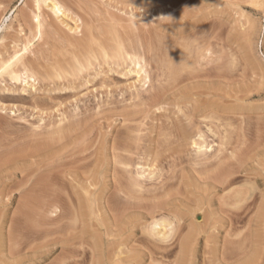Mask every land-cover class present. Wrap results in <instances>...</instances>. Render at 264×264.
<instances>
[{
	"label": "rangeland",
	"instance_id": "obj_1",
	"mask_svg": "<svg viewBox=\"0 0 264 264\" xmlns=\"http://www.w3.org/2000/svg\"><path fill=\"white\" fill-rule=\"evenodd\" d=\"M52 1L57 2L60 10L50 8ZM263 2L264 0H0V65L17 55L12 68L19 72H15L19 74L17 79L7 73L0 75V152L2 155L4 151L3 154L7 157L9 149L11 151L15 146L12 152L19 151H14L15 157L22 152L19 156L21 158L17 156L18 159L9 157V152L8 158H12L10 163L15 164L12 163L8 168L16 170L7 168L8 173L0 176L3 177L0 181L7 180L6 184L10 187L7 189V185L4 194H0V264H13L12 261L15 264L14 259L21 256L26 259L32 253L28 249H36L37 245L43 244L41 237L37 240L42 241L39 244H36L34 238H30L36 235L32 234L40 226L36 225L39 219L38 223L46 220V223H52L51 227L56 224L57 227L66 226L65 230L69 228L67 231L63 228V233L72 234L74 231L73 235L78 236L81 230L87 232L86 235L90 237L88 240L98 241L102 249L99 251L101 256L97 254L101 257L97 258L99 264H106L101 259L105 258L107 252V259L113 258L116 262L111 259L110 264H117L118 257H121L118 264H175L180 259L179 242H182L189 231L192 213L195 215L193 219L200 224L196 226L199 235L197 236L196 231L195 249L193 256L191 255L193 259L184 256L179 260L180 263L186 264L187 260L182 262V259L188 258L192 261L189 264H264V226L257 228L261 231L259 232L255 227L252 230L253 225L247 222V218L255 216L256 206L260 203L261 194H264ZM37 19L40 23L38 27ZM150 40L152 53L145 50L150 45ZM172 47L175 49L172 50ZM133 50H138L139 54L136 51L135 57L140 55L139 58H133ZM163 52L166 57H163ZM164 58L169 59L163 60ZM233 58L235 66L231 67ZM136 59L144 68L139 73L138 66L132 62L137 61ZM26 70L28 73L24 72ZM144 97L148 100H144ZM68 125H73L69 127V138L60 136V140L63 138L66 142L62 140L61 144L57 140L59 136L53 137L63 147L68 144L67 149L56 145L55 140L50 142L54 144V148L52 146L44 151L41 147L42 152L39 154L40 147L37 146L38 151L33 149L36 147L35 143L41 140L39 138L46 139L44 137H48V133L51 135L54 129L65 127L62 130H67ZM198 132L203 134V139L197 138ZM35 139L39 140L34 141ZM196 140L208 146L207 150H203L205 153L196 151L197 146L192 144ZM52 144L43 146L46 149ZM204 158L214 165H209L210 162L204 165ZM16 165L20 169L17 170ZM146 170L153 173V179L136 177V171H144L148 176ZM226 174L236 181L231 187L234 188L237 200L230 202H226L224 191H218V188H211L209 185L212 178L219 176L222 179L223 176L227 177ZM134 179L144 180L146 183L144 186H132L135 189L133 193H136L131 194L135 197L130 199L128 194L125 195L120 190L130 186L128 183ZM52 185L55 187L52 188ZM119 186L123 188L117 190ZM163 191H168V194H161ZM49 196L57 203L59 201L58 204L55 203L58 206H49L51 201L54 204ZM238 197H242V200ZM127 198L134 203L131 205L132 202L129 203ZM158 201H166L170 205L167 207L168 212L160 210L154 213V217L170 216L169 221L175 227L171 225L174 230L166 242L148 231L151 223L149 213L153 209L152 205ZM107 202L111 206L109 211L105 207ZM246 204H249V209L245 210L248 216L245 214L246 219L235 220L230 228L226 220L234 217L236 212L241 213ZM21 209L25 213L20 211L24 218L21 216L19 219L20 216L17 215H20L18 211ZM78 209L80 210L77 211ZM26 210L31 211L30 216H37V220L33 219L35 216L31 217L34 226L28 221L31 218ZM64 211L69 214L66 215ZM62 213L65 217L60 221L61 224L59 216ZM245 215L243 213L242 216ZM48 216L56 222L52 219L50 220L53 222L48 221ZM11 220L14 222L11 223ZM15 221L14 226L21 225L13 231L11 228ZM178 221L183 226L178 227ZM9 223L12 224L11 227ZM29 225L33 226L34 230L31 229V232L35 231L34 233L28 229ZM252 231L256 232L255 237L254 234L252 237L253 240L257 238L255 245L258 246L251 250L258 249V253L256 250L251 251L249 247V232ZM26 233L29 237L24 235ZM59 233L54 234L61 237L63 234ZM55 235H48L50 237L47 238H55ZM8 236H12V240ZM20 236L32 247H26L27 244H23L25 240H19ZM243 241L245 245L242 244ZM77 243L73 246L74 252L82 251V247L86 246L89 250L88 244L85 246ZM22 245L24 249H28L23 251ZM17 247L18 254H14ZM10 248L15 256L10 255ZM221 248L225 249L224 253H228L225 258ZM237 249H240L239 252ZM244 249L246 253L251 251L248 257L243 252ZM81 251L75 253V259L80 258ZM60 253L61 249L58 247L50 254L49 259L39 261L38 264H54L58 261L55 258L59 259L58 256L62 255ZM238 254L242 256V262ZM244 255L248 260H244ZM217 256H223V259ZM89 260L81 264H89Z\"/></svg>",
	"mask_w": 264,
	"mask_h": 264
},
{
	"label": "bare ground",
	"instance_id": "obj_2",
	"mask_svg": "<svg viewBox=\"0 0 264 264\" xmlns=\"http://www.w3.org/2000/svg\"><path fill=\"white\" fill-rule=\"evenodd\" d=\"M264 3V2H263ZM264 5V4H263ZM49 6H50V8L51 9H53V10H55V11H58V10H60L59 9V7H58V5H57V2H55V1H52L50 4H49ZM181 7V6H180ZM263 7V6H262ZM176 11V10H175ZM174 14H175V12H174ZM176 16V15H175ZM40 23H39V21H38V19H37V21H36V25H37V27H38V25H39ZM36 27V28H37ZM209 27V26H208ZM203 29V28H202ZM205 29H207V28H205ZM199 30V29H198ZM206 31V30H205ZM135 32V31H134ZM194 32V31H193ZM207 32V31H206ZM205 32V33H206ZM150 33V32H149ZM197 33V32H196ZM134 34V33H133ZM132 34V35H133ZM194 34V33H193ZM200 34V33H199ZM198 34V35H199ZM192 35V34H191ZM196 35V34H195ZM203 35H204V33H203ZM129 36V35H128ZM151 36H152V34H151ZM197 36V35H196ZM215 36V35H214ZM130 37V36H129ZM187 37V36H186ZM198 37V36H197ZM206 37V36H205ZM207 37H208V35H207ZM137 38V37H136ZM159 38V37H158ZM189 38V37H188ZM152 39V38H151ZM173 39V38H172ZM183 39V38H182ZM191 39V38H190ZM195 39V38H194ZM194 39H191V40H194ZM200 39H201V37H200ZM130 40V39H129ZM132 40V39H131ZM138 40V39H137ZM141 40V39H140ZM152 40H154V38L152 39ZM159 40V39H158ZM160 40H161V38H160ZM185 40V39H184ZM189 40V39H188ZM190 40V41H191ZM196 40V39H195ZM139 41V40H138ZM137 41V42H138ZM163 41V40H162ZM167 41V40H166ZM172 41V40H171ZM174 41V40H173ZM176 41V40H175ZM174 41V42H175ZM198 41H201V40H198ZM206 41V40H205ZM207 41H208V39H207ZM117 42V41H116ZM147 42V41H146ZM145 42V43H146ZM151 42V40L149 41V43ZM158 42H160V41H158ZM182 42V41H181ZM186 42H188V41H186ZM193 42V41H192ZM191 42V44H193ZM197 42V41H196ZM154 43V42H153ZM157 43V42H156ZM164 43V42H163ZM177 43V42H176ZM198 43V42H197ZM136 44V43H135ZM141 44V43H140ZM162 44V43H161ZM181 44H184V43H181ZM189 44V43H188ZM118 45H119V43L117 44V47H118ZM142 45V44H141ZM147 45V44H146ZM145 45V46H146ZM154 45V44H153ZM160 45V44H159ZM171 45V44H170ZM186 45H187V43H186ZM150 46H152L151 45V43H150V45H147V47L148 48H145V50L147 51H151L152 50V48L150 47ZM158 46V45H157ZM162 46H163V44H162ZM175 46H176V44H175ZM122 47V46H121ZM137 47V46H136ZM135 47V48H136ZM140 47V46H139ZM159 47H161V46H159ZM165 47V46H164ZM169 47V46H168ZM180 47V46H179ZM178 47V48H179ZM181 47H182V45H181ZM116 48V47H115ZM114 48V49H115ZM133 48V47H132ZM138 48V47H137ZM141 48V47H140ZM154 48V47H153ZM166 48V47H165ZM184 48V47H183ZM188 48V47H187ZM123 49V48H122ZM173 49H175V48H173L172 47V50ZM104 50V49H103ZM116 50V49H115ZM140 51H141V49H139ZM155 50V49H154ZM158 50V49H157ZM176 50H178L177 48H176ZM181 50V49H180ZM186 50V49H185ZM189 50H190V48H189ZM106 51V50H105ZM120 51H121V49H120ZM134 51V50H133ZM132 51V52H133ZM137 52H138V50H136ZM136 51H134V55H132L133 56V58L135 57V54H136ZM163 51V50H162ZM168 51V50H167ZM188 51V50H187ZM121 52H123V51H121ZM125 52V51H124ZM161 52V51H160ZM118 53V52H117ZM120 53V52H119ZM119 53H118V55H119ZM142 53V52H141ZM150 53H152V52H150ZM177 53V52H176ZM181 53V52H180ZM189 53V52H188ZM103 54H104V52H103ZM108 54V53H107ZM138 54H139V52H138ZM163 54H165L164 52L162 53V55ZM175 54V53H174ZM120 55H121V53H120ZM152 55V54H151ZM150 55V56H151ZM160 55V54H159ZM167 55V54H166ZM106 56V54H104V57ZM131 56V55H130ZM131 56V57H132ZM138 55H136V57L135 58H139L140 57V55L137 57ZM170 56H172V55H170ZM169 56V57H170ZM174 56V55H173ZM179 56V55H178ZM187 56V55H186ZM17 55H14V59H10L9 61H7V62H5V63H3L2 65H0V75L2 74V73H7V75L9 74V75H11V77L13 78V79H17L18 78V75L19 74H16L15 72H18V71H16V70H14V68H12V65L14 64L13 63V61L14 60H16L17 59ZM130 57V58H131ZM157 57H159V56H157ZM163 57H166V56H164L163 55ZM183 57H184V55H183ZM143 58V57H142ZM148 58V57H147ZM156 58V57H155ZM173 58V57H172ZM171 58V59H172ZM177 58V57H176ZM132 59V58H131ZM151 59H153V58H151ZM158 59V58H157ZM166 59H169V58H164L163 60H166ZM137 61H132L133 63L135 62V66H138V73L142 70L143 71V67H142V65H141V63H139V60L138 59H136ZM183 60V59H182ZM158 61V60H157ZM171 61V60H170ZM172 61H175V60H173L172 59ZM180 61V60H179ZM146 62V61H145ZM150 63L152 62L151 60L149 61ZM164 62V61H163ZM168 62V61H167ZM182 62V61H181ZM13 63V64H12ZM153 63V62H152ZM156 63V62H155ZM161 63V62H160ZM80 65H79V67L81 66L82 67V65H81V63H79ZM169 64V63H168ZM176 64V63H175ZM15 65V64H14ZM13 65V66H14ZM162 65V64H161ZM160 65V66H161ZM165 65V64H164ZM171 65V64H170ZM173 65V64H172ZM177 65V64H176ZM176 65H175V67H176ZM167 66V65H166ZM177 66H179V65H177ZM181 66H183V65H181ZM80 67V68H81ZM174 67V66H173ZM80 68H77V69H80ZM170 67L168 66V70H170L169 69ZM174 69H176V68H174ZM18 70V69H17ZM20 71H21V69H19ZM178 71V70H177ZM24 72H27L28 73V71L26 70V71H24ZM23 72V73H24ZM167 72V71H166ZM165 72V73H166ZM169 72V71H168ZM183 72H184V69H183ZM19 73V72H18ZM173 73V72H172ZM172 73H170L171 75H172ZM174 74H176V73H174ZM223 74V73H222ZM4 75V74H3ZM29 75V74H28ZM31 76H33V75H31ZM58 76V75H57ZM166 76V75H165ZM174 76V75H173ZM176 76V75H175ZM181 76V75H180ZM221 76V75H220ZM166 78H168V77H166ZM171 78V77H170ZM173 78H177V77H173ZM178 78H180V77H178ZM145 79V78H144ZM146 80H147V78H146ZM173 81H175V80H173ZM166 84V83H165ZM164 84V85H165ZM168 86V85H167ZM165 88V87H164ZM158 89V88H157ZM161 90H163V89H161ZM165 90V89H164ZM167 90V89H166ZM153 95H155V94H153ZM152 95V96H153ZM159 95V94H158ZM163 95V94H162ZM151 96V95H150ZM148 98H149V96H148ZM144 100L146 99L145 97L143 98ZM142 99V100H143ZM150 99V98H149ZM141 100V99H140ZM146 100H148V99H146ZM228 117V116H227ZM224 119V118H223ZM232 119V118H231ZM219 120V119H218ZM222 120V119H221ZM228 120V119H227ZM219 123V122H218ZM198 124V123H197ZM70 125V124H69ZM67 126L68 128L69 127H73V125L72 126ZM219 126H220V124H219ZM61 127V126H60ZM75 127V126H74ZM223 127V126H222ZM65 127H61L60 129H54L53 131H52V133H50L51 135H49V133H48V137L46 136V137H44V138H46V139H43L42 140V138H39V139H41V140H39V139H35L34 141H38V142H36L35 143V146L36 147H34L33 149H35V151H36V149L38 148V147H40V152H38V154L39 153H41L42 152V150H41V147H42V149L45 151V150H48L49 148L51 149V147L53 146V148H54V144H52V143H50L51 141H54L55 140V144L57 145V144H59V143H57V141H56V139H53V137L55 136L56 138L58 137V139L57 140H60V136L61 137H63V138H67L68 137V134H69V130H71V128H69V129H65L64 131H65V134H64V131L62 130V129H64ZM196 128H198V126L196 127ZM199 129V128H198ZM204 129V128H203ZM200 130V129H199ZM225 130V129H224ZM3 131V130H2ZM68 131V132H67ZM76 131V130H75ZM191 131H192V129H191ZM195 131V130H194ZM4 132V131H3ZM7 132V131H6ZM193 132V131H192ZM85 133V132H84ZM195 133V132H194ZM202 133V132H201ZM67 134V136H65L64 137V135H66ZM197 134V133H196ZM81 135H82V133H81ZM192 135V134H191ZM195 135V134H194ZM222 136H223V134H221ZM1 136V135H0ZM197 136V138H200V139H203L202 138V136H203V134L201 135L199 132H198V135H196ZM195 136V137H196ZM4 137V136H3ZM75 137V136H74ZM218 137V136H217ZM225 137V136H224ZM12 138V137H11ZM11 138H8V139H11ZM63 138H62V140H63ZM69 138V137H68ZM76 138V137H75ZM81 138H82V136H81ZM193 138V137H192ZM80 139V138H79ZM83 139V138H82ZM125 139V138H124ZM226 139V138H225ZM1 140V139H0ZM4 139H2V141H3ZM62 140H60V143H61V141ZM72 140V139H71ZM70 140V141H71ZM84 140V139H83ZM192 140V139H191ZM1 141V142H2ZM64 141V140H63ZM67 141H69V140H67ZM118 141V140H117ZM198 141V142H197ZM7 142V141H6ZM59 142V141H58ZM64 142H66V141H64ZM64 142H63V144H64ZM76 142H77V139H76ZM128 142V141H127ZM227 142V141H226ZM4 143V142H3ZM68 143H70V142H68ZM74 143V142H73ZM8 144V143H7ZM25 144H26V142H25ZM24 144V145H25ZM29 144V143H28ZM47 144H52V145H50V146H47L48 148H44L45 146H43V145H47ZM62 144V143H61ZM61 144H59L60 145V147H63V146H61ZM192 144H194L195 145V147H196V151L197 152H203V150L205 151V150H207V148H208V146H206V145H204L202 142H199V140H196V141H193V143ZM191 144V145H192ZM221 144V143H220ZM2 145V144H1ZM1 145H0V149H1ZM34 145V144H33ZM68 145V144H67ZM67 145H65L64 144V146L66 147V149H67V147H69V145L67 146ZM79 145V144H78ZM117 145V144H116ZM116 145H113V146H116ZM122 145V144H121ZM123 145H126L127 146V144H123ZM130 145V144H129ZM208 145V144H207ZM224 145V144H223ZM6 146V145H5ZM19 146V145H18ZM26 146V145H25ZM32 146V145H31ZM38 146V147H37ZM118 146V145H117ZM225 146H227V145H225ZM16 147V146H15ZM15 147H12V148H15ZM65 147H63L62 149H64ZM72 147V146H71ZM122 147V146H121ZM194 147V146H193ZM7 148V147H6ZM11 148V151H10V149H9V152H10V154H9V152H8V154H9V157H12V158H14V159H16L17 158V156L19 157V156H21V154H22V152L20 153V155H18L17 154V156L15 157L14 155H16V154H14L15 152L14 151H18V150H14L13 152H12V149ZM32 148V147H31ZM52 148V149H53ZM57 149H58V147H56ZM119 148V147H118ZM118 148H116V149H118ZM129 148V147H128ZM204 148V149H203ZM60 149V148H59ZM61 149V150H62ZM82 149V148H81ZM112 149H114V147H112ZM115 149V150H116ZM119 149H121V148H119ZM118 149V150H119ZM215 149V148H214ZM32 150V149H31ZM65 150V149H64ZM76 150H78V149H76ZM83 150V149H82ZM114 150V151H115ZM117 150V151H118ZM122 150H123V148H122ZM129 150V149H128ZM131 150V149H130ZM6 151V150H5ZM8 151V150H7ZM6 151V152H7ZM28 151V150H27ZM37 151H38V149H37ZM43 151V152H44ZM220 151V150H219ZM222 151H223V149H222ZM3 153H4V151H2ZM5 152V153H6ZM19 152V151H18ZM17 152V153H18ZM25 152V151H24ZM33 152V151H32ZM119 152V151H118ZM125 152H126V150H125ZM178 152V151H177ZM201 152V153H202ZM216 153L218 152V151H215ZM2 153V155H4ZM11 153L13 154V155H11ZM26 153V152H25ZM34 154H37V153H35V152H33ZM56 153H59V152H56ZM74 153V152H73ZM117 153V152H116ZM120 153V152H119ZM131 153V152H130ZM203 153H205V152H203ZM213 153V152H212ZM8 154H7V157H5V155L3 156V157H1L2 155H1V152H0V176L1 175H3V174H5L6 172H7V170L10 168V170H12L13 168L12 167H9L8 168V166H11V165H13L12 163H14L15 164V162H12V163H10V159H12V158H8ZM122 154V153H121ZM166 154V153H165ZM168 154V153H167ZM199 154V153H198ZM234 154V153H233ZM11 155V156H10ZM25 155V154H24ZM24 155H22V156H24ZM129 154H127V156H128ZM179 155V154H178ZM202 155V154H201ZM225 155V154H224ZM223 155V156H224ZM115 156H117V154L115 155ZM123 156V155H122ZM154 156H156V154L154 155ZM221 156V155H220ZM226 156V155H225ZM166 157V156H165ZM180 157V156H179ZM196 157V156H195ZM198 157H201V156H198ZM217 157V156H216ZM231 157H233V156H231ZM19 158H21V157H19ZM116 158V157H115ZM118 158V157H117ZM131 158V157H130ZM156 158V157H155ZM154 158V160H157V159H155ZM197 158V157H196ZM207 158V157H206ZM206 158H204L205 160H206ZM226 158V157H225ZM227 158H229V157H227ZM234 158V157H233ZM14 159H13V161H14ZM18 159V158H17ZM124 159V158H123ZM159 159V158H158ZM177 159V158H176ZM211 159V158H210ZM125 160V159H124ZM129 160V159H128ZM127 160V161H128ZM181 160V159H180ZM219 160V159H218ZM230 160V159H229ZM15 161H17V160H15ZM19 161V160H18ZM79 161V160H78ZM119 161V160H118ZM117 161V162H118ZM126 161V160H125ZM125 161H124V163L123 164H125L126 165V163H125ZM191 161V160H190ZM201 161V160H200ZM203 161V160H202ZM208 161H209V159H208ZM221 161V160H220ZM20 162V161H19ZM116 162V163H117ZM154 162V161H153ZM210 162V164L209 165H211V164H213L214 165V163H211V161H209ZM209 162H207V160H206V163H203L204 165H207ZM231 162V161H230ZM10 163V164H9ZM71 163V162H70ZM129 163V162H128ZM137 163V162H136ZM158 163V162H157ZM197 163V162H196ZM202 163V162H201ZM78 164V163H77ZM179 164V163H178ZM223 164H224V162H223ZM228 164V163H227ZM230 164V163H229ZM18 165V164H17ZM16 165V166H17ZM70 165V164H69ZM128 165V164H127ZM126 165V166H127ZM137 165V164H136ZM145 165V164H144ZM153 165V164H152ZM156 165V164H155ZM176 165V164H175ZM180 165V164H179ZM199 165V164H198ZM203 165V166H204ZM218 165H219V163H218ZM222 165V164H221ZM16 166H13V167H16ZM78 166V165H77ZM146 166V165H145ZM71 167V166H70ZM73 167V166H72ZM135 167V166H134ZM141 167H143V166H141ZM151 167V166H150ZM210 167V166H209ZM229 167V166H228ZM8 168V169H7ZM12 168V169H11ZM17 168V170L18 169H20L19 168V166H17L16 167ZM154 168V167H153ZM152 168V169H153ZM234 168V167H233ZM126 169V168H125ZM137 169V168H136ZM140 169V168H139ZM151 169V170H152ZM202 169V168H201ZM210 169V168H209ZM13 170H16L15 168L13 169ZM30 170V169H29ZM52 170V169H51ZM77 170H79V169H77ZM83 170V169H82ZM124 170V169H123ZM122 170V171H123ZM129 170V169H128ZM135 170V169H134ZM142 170V169H141ZM145 170V169H144ZM155 171H156V169H154ZM153 170V171H154ZM215 170H216V168H215ZM225 170V169H224ZM9 171V170H8ZM20 171V170H19ZM146 171H148V170H146ZM201 171V170H200ZM204 171V170H203ZM209 171V170H208ZM234 171H235V169H234ZM50 172V171H49ZM149 172V171H148ZM147 172V174H148V176L147 175H145V173H144V171H136V177L138 176V177H142V178H144L143 176H145V178L147 177V179L148 178H150L151 177V174H153L152 172H149L148 173ZM8 173V172H7ZM53 173V172H52ZM133 173V172H132ZM157 173V172H156ZM211 173V172H210ZM11 174V173H10ZM49 174V173H48ZM134 175H135V173H133ZM212 174V173H211ZM7 175V174H6ZM47 175V174H46ZM155 175V174H154ZM161 175V174H160ZM173 175V174H172ZM197 175V174H196ZM214 175V174H213ZM223 175H225V174H223ZM227 175V177L225 176V178H224V176L223 177H221L222 179H219V176H218V178H217V176L215 177V178H217V179H215V178H212V181H211V183L209 184L210 185V187L211 188H218V191H224V198H225V200H226V202H230L231 200H234V199H236V197H237V195H235V193H234V191H233V189H232V185H233V183L234 182H236V181H234V179H232V177L231 178H228V174H226ZM48 176V175H47ZM50 176V175H49ZM56 176H58V175H56ZM158 176V175H157ZM156 176V177H157ZM215 176V175H214ZM236 176V175H235ZM8 178H9V176H7ZM127 177V176H126ZM237 177V176H236ZM247 177V176H246ZM254 177V176H253ZM257 177V176H256ZM1 179L3 178V177H0ZM55 178V177H54ZM58 178H59V176H58ZM152 179L154 178V177H151ZM150 178V179H151ZM159 178V177H158ZM168 178V177H167ZM211 177H209V179H210ZM224 178V179H223ZM48 179V178H47ZM127 179V178H126ZM149 179V180H150ZM156 179V178H155ZM164 179V178H163ZM170 179V178H169ZM213 179H215V180H213ZM239 179V178H238ZM4 180V179H3ZM0 181V194L7 188V185L8 184H6V181L4 180V181ZM44 180H46V178L44 179ZM53 180V179H52ZM138 179H134L133 181H131L130 180V184L128 183V185H130V186H127L126 188L124 187H122L123 188V190H120L121 192H123L124 191V194L125 195H127L128 194V197L131 199V198H134L135 196H133L136 192H134L133 193V191H135V189H133V187L132 186H137V185H143L144 186V184L146 183V181H144V180H141V181H137ZM164 180H166V178L164 179ZM179 180V179H178ZM207 180V179H206ZM43 181V180H42ZM41 181V182H42ZM151 181V180H150ZM160 181H162V180H160ZM160 181H159V183H160ZM167 181V180H166ZM180 181V180H179ZM205 181V180H204ZM241 181V180H240ZM37 182V181H36ZM40 182V181H39ZM116 182V181H115ZM131 182H132V184H131ZM147 182H149L148 180H147ZM171 182V181H170ZM176 182V181H175ZM238 182V181H237ZM45 183V182H44ZM54 183V182H53ZM127 183L125 184V186L127 185ZM182 183V182H181ZM148 184V183H147ZM155 184V183H154ZM43 185V184H42ZM65 184H63V186H64ZM121 185V184H120ZM160 185V184H159ZM178 185V184H177ZM30 186V185H29ZM33 186V185H32ZM35 186V185H34ZM83 186V185H82ZM176 186V185H175ZM8 187H9V185H8ZM38 187V186H37ZM45 187V186H44ZM48 187H50V186H48ZM55 186H53L52 185V188H54ZM120 186H119V188L117 189V190H119L120 188H121ZM170 187V186H169ZM236 187V186H235ZM239 187H241V186H239ZM29 188V187H28ZM58 188V187H57ZM62 188V187H61ZM60 188V189H61ZM70 188V187H69ZM144 188V187H143ZM173 188V187H172ZM7 189H10V187L9 188H7ZM40 189V188H39ZM44 189V188H43ZM56 189V188H55ZM125 189V190H124ZM126 189H127V191H126ZM145 189V188H144ZM160 189V188H159ZM169 189V188H168ZM167 189V190H168ZM171 189V188H170ZM175 189H177L176 187H175ZM155 190V189H154ZM31 191H32V189H31ZM35 191V190H34ZM49 191V190H48ZM47 191V192H48ZM51 191H52V189H51ZM61 191H63V189L61 190ZM89 191V190H88ZM87 191V192H88ZM149 191V190H148ZM181 191V190H180ZM180 191H179V193H180ZM9 192H10V190H9ZM25 192H27V191H25ZM29 192H30V190H29ZM54 192V191H53ZM126 192V193H125ZM151 192H152V190H151ZM170 192V191H169ZM6 193H8V190H7V192ZM5 193V194H6ZM63 193H64V191H63ZM130 193V194H129ZM150 193V192H149ZM148 193V194H149ZM204 193V192H203ZM243 193V192H242ZM3 194H4V192H3ZM35 194V193H34ZM65 194V193H64ZM67 194V193H66ZM85 194V193H84ZM122 194V193H121ZM131 194H133V195H131ZM144 194H146L145 192H144ZM161 194H163V195H166V194H168V191H163ZM183 194V193H182ZM241 194V193H240ZM33 195V194H32ZM31 195V196H32ZM37 195V194H36ZM50 195H51V193H50ZM86 195V194H85ZM42 196V195H41ZM44 196H46V195H44ZM140 196V195H139ZM139 196H137V198L139 197ZM152 196V195H151ZM156 196V195H155ZM169 196V195H168ZM186 196V195H185ZM223 196V195H222ZM244 196H245V194H244ZM50 197V196H49ZM52 197H54L55 198V195H53ZM57 197V196H56ZM59 197H60V195H59ZM67 197V196H66ZM157 197H158V195H157ZM29 198H31V197H29ZM35 198H37V197H35ZM34 198V199H35ZM51 198V197H50ZM63 198V197H62ZM121 198V197H120ZM124 198V197H123ZM129 198H127V199H129ZM143 198V197H142ZM147 198V197H146ZM164 198V197H163ZM240 200H242L240 197H238ZM22 199V198H21ZM33 199V200H34ZM52 199V198H51ZM85 199V198H84ZM88 199V198H87ZM129 199V203L130 202H132L131 200ZM140 199V198H139ZM167 199V198H166ZM179 199V198H178ZM254 199H255V197H254ZM29 200V199H28ZM36 200V199H35ZM53 200V202H54V204H52V201L51 202H49V203H51V204H49V206L50 205H57L58 203H59V201H58V203H57V201H54V199H52ZM63 200V199H62ZM109 200V199H108ZM142 200V199H141ZM153 200V199H152ZM180 200V199H179ZM221 200V199H220ZM237 200V199H236ZM256 200V199H255ZM27 201V200H26ZM36 201H38V200H36ZM43 201V200H42ZM74 201V200H73ZM115 201V200H114ZM116 201H119V199L118 200H116ZM115 201V202H116ZM125 201V200H124ZM148 201V200H147ZM239 201V200H238ZM21 202V201H20ZM29 202V201H28ZM28 202H27V205H28ZM61 202V201H60ZM64 202V201H63ZM126 202V201H125ZM145 202V201H144ZM256 202V201H255ZM259 202L260 203H258V205L256 206L257 207V209H256V212H255V216L252 218V217H249V218H247L248 220H247V222H249V224H251V226L253 225V229L252 230H254V227H255V230H258L257 228H262L263 226H264V194H261V199L259 200ZM26 202L24 201L23 202V204H24V206H26V204H25ZM33 203V202H32ZM55 203H57V204H55ZM86 203V202H85ZM117 203V202H116ZM127 203V202H126ZM134 202H132L131 203V205L133 204ZM138 203V202H137ZM152 203V202H151ZM179 203V202H178ZM202 203V202H201ZM221 203V202H220ZM38 204H40V203H38ZM45 204H46V202H45ZM65 204V203H64ZM68 204V203H67ZM109 204H110V202H109ZM108 204V202L106 203V205H105V207H106V209H107V211H109V210H111V206ZM135 204H136V202H135ZM140 204H142V203H140ZM147 204V203H146ZM153 204V203H152ZM251 204H254L253 202L251 203ZM250 204V205H251ZM35 205V204H34ZM33 205V206H34ZM48 204H46V206H47ZM66 205V204H65ZM69 205V204H68ZM137 205V207H138V204H136ZM151 205V204H150ZM170 204L169 203H167L166 201H158V202H156V203H154L152 206H153V209L150 211V218H151V223H150V225H149V227L150 228H148L149 230L148 231H150V233L152 234V236L154 235H156L155 237H159L160 239H161V241L162 240H164L163 242H166V240H168L169 241V239L168 238H170L171 237V231L172 230H174L173 228H175L174 226H173V224H171L172 222H170L169 221V217H166V215L165 216H162V217H158V218H155L154 216V213L155 212H158V211H160V210H162V211H166L167 209H169V208H167L168 206H169ZM222 205V204H221ZM30 206V205H29ZM37 206V205H36ZM39 206V205H38ZM45 206V207H46ZM58 206V205H57ZM79 206V205H78ZM87 206V205H86ZM116 206V205H115ZM114 206V207H115ZM43 207V206H42ZM52 207V206H51ZM54 207V206H53ZM70 207V206H69ZM79 207H81L82 208V206H79ZM113 207V206H112ZM113 207V208H114ZM149 207H151V206H149ZM176 207V206H175ZM249 207V204H246L245 206H244V209L242 210V212L244 213V215L245 214H247V216H248V213H246L245 212V210L247 209ZM255 207V206H254ZM22 209H23V207H21ZM24 208H26L27 209V207H24ZM31 208V207H30ZM55 208V207H54ZM57 208V207H56ZM68 208V207H67ZM72 208V207H71ZM145 208H146V206H145ZM178 208V207H177ZM195 208V207H194ZM22 209L21 210H19L18 211V213H20V211H22ZM32 209V208H31ZM43 209H44V207H43ZM62 209V208H61ZM66 209V208H65ZM87 209V208H86ZM151 209V208H150ZM198 209V208H197ZM196 209V210H197ZM225 209V208H224ZM230 209V208H229ZM234 209V208H233ZM249 209V208H248ZM24 210V209H23ZM80 209H78L77 211H79ZM116 210V209H115ZM118 210V209H117ZM149 210V209H148ZM27 211V210H26ZM35 211V210H34ZM39 211V210H38ZM41 211H43V210H41ZM171 211V210H170ZM198 211V210H197ZM201 211V210H200ZM226 211V210H225ZM247 211V210H246ZM23 213H25L24 211H22ZM31 211L29 210V211H27L26 213H27V215H28V213H30ZM37 212V211H36ZM40 212V211H39ZM50 212H52V208H51V211ZM54 212V211H53ZM65 212V211H64ZM67 212V211H66ZM65 212V213H66ZM72 212V211H71ZM75 212V211H74ZM73 212V213H74ZM116 212V211H115ZM115 212H114V214H115ZM166 212H168V210L166 211ZM237 213L236 212V215H234V217H229V219H227L226 221H227V223L229 224V226H230V228H231V225L233 226V223H234V221L235 220H237V221H239L240 219H243V218H245L246 219V215L245 216H242L243 215V213ZM17 213V214H18ZM46 213H47V211H46ZM111 213V212H110ZM113 213V212H112ZM232 213V212H231ZM252 214H253V212H251ZM16 214V215H17ZM22 213H20V215L18 214L17 216L19 217L20 216V218L19 219H21L22 217H23V214L21 215ZM34 214V213H33ZM40 214V213H39ZM55 214V212L52 214V215H54ZM63 214L64 213H62V214H60L61 216H59V218L61 217V219L62 218H64L65 217V215L63 216ZM67 214H69V213H66V215ZM75 214V213H74ZM83 214V213H82ZM162 214V213H161ZM161 214H160V216H161ZM164 214V213H163ZM168 214V213H167ZM170 214V213H169ZM206 214H208V213H206ZM234 214V213H233ZM24 215H26V214H24ZM25 216V218H28V216ZM30 215H32L31 213L29 214V218H33L34 216H35V218L37 217L36 215H33V216H30ZM47 215V214H46ZM51 215V217L53 218L54 216H52ZM59 214H57V216H58ZM73 215V214H72ZM76 215H77V213H76ZM75 215V216H76ZM16 216V217H17ZM22 216V217H21ZM44 216V215H43ZM56 216V215H55ZM63 216V217H62ZM74 215H73V217H75ZM178 216V215H177ZM176 216V217H177ZM192 216H193V218H194V214L192 213ZM208 216V215H207ZM207 216H205V217H207ZM228 216H230V215H228ZM41 217V216H40ZM39 217V218H40ZM50 216H48V218H49ZM47 218L48 219V221H51L50 219H52V218ZM77 217V216H76ZM113 217V216H112ZM12 218V217H11ZM10 218V219H11ZM15 218V217H14ZM13 218V219H14ZM24 218V217H23ZM28 218V219H29ZM32 218L30 219V220H28L29 222H30V224H33V226H34V221H32V223H31V220H32ZM35 218H33L34 220H37V218L35 219ZM45 218V219H46ZM55 219H56V217H54ZM58 218V217H57ZM58 218V219H59ZM191 219V222H190V224H189V231H188V233H187V235L185 236V237H183V240H182V242H179V248H180V254L181 255H179V258L181 259L182 257H190V259L192 258L193 259V255H192V252H193V250L195 249V246H194V243H195V241H196V238H195V235H196V231H198V229H197V224H199L198 223V221L196 222L195 221V219ZM15 219H18V218H15ZM42 219V218H41ZM59 219V222L60 221H63L64 219ZM66 219H67V217H66ZM66 219H65V221H66ZM83 219V218H82ZM175 219V217H173V221H175L174 220ZM182 218L180 217L179 218V220H181ZM207 219V218H206ZM209 219V218H208ZM40 220V219H39ZM39 220H37L36 221V225L37 226H42V224H45L46 223V220H45V222L43 223H41V222H39V223H41V224H39L38 223V221ZM54 222H56L54 219H52ZM71 220H72V218H71ZM18 221V220H17ZM21 221V220H20ZM24 221H25V219H24ZM24 221H21V222H24ZM41 221H44L43 219L41 220ZM53 221H51V222H53ZM128 221H129V219H128ZM130 221H131V219H130ZM177 221V220H176ZM184 221V220H183ZM209 221V220H208ZM212 221V220H211ZM242 221V220H241ZM246 221V220H245ZM12 222H14V220L12 221L11 220V223ZM20 222V223H21ZM26 222H27V219H26ZM29 222H27V223H29ZM57 222H58V220H57ZM69 222V221H68ZM236 222V221H235ZM11 223H9L10 224V227H11ZM18 223H19V221H18ZM17 223V224H18ZM61 223V222H60ZM65 223V222H64ZM226 223V222H225ZM16 224V221H15V223H13V226ZM46 224H48L47 226H46ZM45 225H43V228L44 229H46L45 227H50L48 230L46 229V230H44V231H41L40 229H42L43 230V228L41 227L40 228V226L38 227V229H35V230H37L36 232L35 231H32L34 234H32L34 237H30V238H34V240L36 241V244H39V242H42V241H40L39 240V242L37 241L38 239H40V237H41V239L43 240V244L41 243V244H39V245H37L36 246V249H38V250H36L35 248V250L33 249V247H32V245L30 246V244H29V246H28V242L26 243V240H25V236H27L28 234V232H29V230H28V232H27V230L25 231V232H27L26 234H24V235H22V236H24V237H22V236H20L21 238H19V240L20 239H24L25 241L23 242V244H27V245H25L26 247H29V248H31L32 247V249H28V248H23L24 246L22 245V248L21 249H23V251L24 250H27L28 249V251H30V252H32V253H30L29 255H27L26 257V259H25V257H23V256H21V257H19V258H16V259H14V261L16 262L15 264H18V262H24L25 264H38V262L40 261H42V260H47V259H49L50 257V254L52 253V252H54V250H56L58 247H59V249H61V253H62V255L60 256H58L59 257V259L58 258H55V260L57 259L58 261H56L57 262V264H76V262H78V264H79V262H80V264H81V262H86L88 259H90L89 261H90V263L89 264H96V263H98L99 264V262L100 261H98L99 259H97V258H101V257H99V256H101L99 253H101V252H99V251H101L102 249H101V247H100V245L97 243L98 241H94V242H91V241H89L88 239H90V237H88L87 235H86V233L87 232H83L82 230H81V234L80 235H78L77 236V234L76 235H73L74 233V231L72 232V234L71 233H69V232H67V233H63V231L65 230V228H66V226H65V228H64V230H63V228L62 227H60V226H58L57 227V225L56 224H54L53 225V227L56 225V228L54 227H51L50 226V224H52V223H46ZM62 224V223H61ZM60 224V225H61ZM67 224V223H66ZM215 224V223H214ZM214 224H213V228H214ZM217 224V223H216ZM245 224H246V222H245ZM248 224V223H247ZM21 225V224H20ZM20 225H18V226H14V227H12L11 229L14 231L15 230V228L16 227H19ZM28 225V224H27ZM36 225H35V228H36ZM59 225V224H58ZM70 225H72L71 223H70ZM70 225H68L69 227H71ZM165 225V226H164ZM171 225H172V227H171ZM182 224H181V222L180 221H178L177 222V226L178 227H180ZM200 225V224H199ZM208 225V224H207ZM236 225H239V224H236ZM33 226L31 227V225H29V228L28 229H30V232H31V229L32 230H34V228H33ZM63 226V225H62ZM76 226V225H75ZM183 226V225H182ZM197 226V227H196ZM211 226V225H210ZM251 226H249V227H251ZM262 226V227H261ZM25 227V226H24ZM31 227V228H30ZM168 228V230H167V228ZM201 227V226H200ZM40 228V229H39ZM239 228V227H238ZM18 229V228H17ZM22 229V228H21ZM69 229V228H68ZM67 229V230H68ZM73 229V228H72ZM209 229V228H208ZM263 229H264V227H263ZM262 229V230H263ZM67 230H65V231H67ZM76 230V229H75ZM10 231V230H9ZM89 231V230H88ZM169 231V232H168ZM201 231V230H200ZM250 231V230H249ZM259 232H261L260 230H258ZM16 232V231H15ZM22 232V231H21ZM25 232H23V233H25ZM30 232H29V234H30ZM31 232V233H32ZM58 232H60V233H62L63 235L61 236V237H57V235H55L56 233H58ZM83 232V233H82ZM202 232V231H201ZM247 232V231H246ZM11 233V232H10ZM14 233V232H13ZM55 233V234H54ZM59 233V235H61ZM199 233V231L197 232V236L199 235L198 234ZM256 233V232H255ZM255 233H254V231H252V232H249V235H251L250 237H251V239H249V241H250V250L251 249H253L255 246H258V244L257 245H255L256 244V240H257V238H256V240H253V234H254V237H255ZM52 234H54L56 237L55 238H53L54 237V235H52ZM94 234V233H93ZM236 234V233H235ZM12 235V234H11ZM31 235V234H30ZM48 235H51V236H53L52 237V239L50 238V239H48L50 236H48ZM240 235V234H239ZM248 234H247V237L249 236ZM46 236V237H45ZM196 236V237H197ZM261 236H262V234H261ZM9 237V236H8ZM18 237V236H17ZM27 237H29V236H27ZM48 237V238H47ZM172 237H173V235H172ZM246 237V236H245ZM249 237V238H250ZM260 237V236H259ZM10 238V237H9ZM11 238H12V236H11ZM10 238V239H11ZM206 238V237H205ZM264 238V237H263ZM27 239V238H26ZM29 239V238H28ZM27 239V240H28ZM32 239H29V241L30 240H32ZM46 239H48V240H46ZM147 239V238H146ZM159 239V240H160ZM174 239V238H173ZM225 239V238H224ZM255 239V238H254ZM12 240V239H11ZM11 240H10V242H11ZM15 240V239H14ZM33 240V241H34ZM46 240V242H44ZM94 240V239H93ZM176 240V239H175ZM206 240V239H205ZM253 240V241H252ZM17 241H18V239H17ZM16 241V243H18ZM23 241V240H22ZM33 241H31V243H33ZM100 241V240H99ZM144 241V240H143ZM171 241V240H170ZM173 241V240H172ZM207 241V240H206ZM241 240H239V242H240ZM245 241V240H244ZM244 241H243V245H245L244 244ZM249 241H248V245H249ZM38 242V243H37ZM75 242H78V243H80V244H85V246H86V244H88V247H89V250L88 249H86V247H82V251L81 250H79V251H81L80 253L81 254H79V256H80V258L79 259H75V253L76 252H79L78 250H76V252H74L75 250H74V248H73V246H74V244H75ZM91 242V243H90ZM151 242V241H150ZM228 242H230L229 240H228ZM233 242V241H232ZM242 242V241H241ZM259 242V241H258ZM14 243V242H13ZM35 243V242H34ZM77 243V244H78ZM101 243V242H100ZM146 243V242H145ZM162 243V242H161ZM168 243V242H167ZM166 243V244H167ZM231 243V242H230ZM229 243V244H230ZM234 243V245H236L235 244V242H233ZM232 243V244H233ZM15 244V243H14ZM197 244V243H196ZM204 244V243H203ZM260 244V243H259ZM16 245V244H15ZM15 245H14V248L13 249H15L16 247H15ZM20 245H21V241H19V244H18V247H20ZM35 245V244H34ZM81 245V246H82ZM233 245V246H234ZM240 245V244H239ZM242 245V246H243ZM261 245V244H260ZM262 245H264V244H262ZM261 245V246H262ZM12 246V245H11ZM10 246V247H11ZM17 246V245H16ZM80 246V247H81ZM204 246H206V245H204ZM208 246V245H207ZM225 246V245H224ZM237 246H238V243H237ZM242 246H240L239 248H241ZM17 247V252L16 251H14V252H16V253H14V254H18V248ZM147 247V246H146ZM161 247V246H160ZM235 247V246H234ZM248 247V246H247ZM149 248V247H148ZM165 248H166V246H165ZM174 248V247H173ZM208 248V247H207ZM223 248V247H222ZM222 248L220 249L222 252L225 250V249H223L222 250ZM224 248H226V246L224 247ZM246 248V247H245ZM39 249H42V250H40L39 251ZM98 249H100V250H98ZM108 249V248H107ZM110 249V248H109ZM113 249V248H112ZM120 249V248H119ZM154 249V248H153ZM162 249V248H161ZM164 249V248H163ZM227 249V248H226ZM233 249H235V248H233ZM233 249H231V250H233ZM242 249V248H241ZM264 249V248H263ZM33 250V251H32ZM238 250V249H237ZM237 250H236V253H237ZM240 250V249H239ZM239 250H238V252H239ZM254 250H256V249H254ZM254 250H251V251H253L254 252ZM258 250V249H257ZM256 250V251H257ZM262 250V249H261ZM11 253H10V255H13V256H15L14 254H13V251L11 250V248H10V250H9ZM8 251V252H9ZM107 251V250H106ZM117 251V250H116ZM115 251V252H116ZM174 251V250H173ZM210 251V250H209ZM217 251V250H216ZM247 251H248V248H247ZM251 251H250V253H251ZM20 252H22V250L20 251ZM122 252V251H121ZM172 252V251H171ZM205 252V251H204ZM214 252V251H213ZM221 252V253H222ZM232 252H234V251H231V253ZM243 252H245V255L247 254V256L246 257H248V254H250V253H246V250L244 249L243 250ZM60 253V254H61ZM110 253V252H109ZM151 253H153V252H151ZM175 253V252H174ZM214 253H217V252H214ZM220 253V254H221ZM224 253V252H223ZM230 253V252H229ZM235 253V252H234ZM233 253V254H234ZM241 254H242V252H240ZM257 253H258V251H257ZM97 254H99V256H97ZM112 254V253H111ZM110 254V255H111ZM162 254V253H161ZM171 254V253H170ZM218 254V253H217ZM219 254V255H220ZM225 254H228V253H224V257L223 258H225L226 257V255ZM9 255V256H10ZM23 255V254H22ZM78 255V254H77ZM76 255V256H77ZM108 255V252L107 253H105V258L107 259V257H109V255ZM115 255V254H114ZM118 256H119V254H117ZM192 255V256H191ZM231 256H232V254H230ZM234 255H236V254H234ZM238 255H240V254H238ZM238 255L236 256L237 258H239L240 257V260H241V262H242V259H241V255L238 257ZM245 255L243 256V258L245 257ZM78 256V257H79ZM107 256V257H106ZM146 256V255H145ZM151 256V255H150ZM181 256V257H180ZM231 256H228V257H231ZM251 256V255H250ZM49 257V258H48ZM102 257H104V256H102ZM143 257V256H142ZM217 257H219V256H217ZM217 257H215V258H217ZM222 257H219L220 259H223ZM255 257H256V255H255ZM104 258V259H105ZM115 258H116V256H115ZM121 258V257H120ZM120 258L118 257V259L120 260ZM177 258V257H176ZM188 258H185V259H182V262L185 260H187L185 263L187 264V262H188ZM233 258V257H232ZM257 258H259V257H257ZM101 259L103 262H105L106 264H110V262H111V259L114 261V259L113 258H111V259H109L110 260V262H109V260L107 259ZM136 259V258H135ZM179 259V260H180ZM218 259V258H217ZM227 259V258H226ZM229 259H231V258H229ZM228 259V260H229ZM260 259V258H259ZM17 260H19V261H17ZM86 260V261H85ZM115 260H117V259H115ZM119 260H118V263H119ZM129 260V259H128ZM131 260V259H130ZM134 260V259H133ZM132 260V261H133ZM137 260H139V259H137ZM178 259H177V261H175L176 263L178 262L179 264H182V263H180L181 261H179ZM232 260V259H231ZM244 260H248V258L246 259V258H244ZM243 260V261H244ZM253 260V259H252ZM255 260L257 261V259L255 258ZM121 261V260H120ZM132 261H130V263L132 262ZM136 261V260H135ZM217 261H219V259L217 260ZM222 261V260H221ZM227 261V260H226ZM56 262L54 263V264H56ZM115 262V261H114ZM137 262V261H136ZM192 261H190L189 260V262H188V264L189 263H191ZM241 262H239V263H241ZM253 262V261H252ZM255 262V261H254ZM261 262V261H260ZM259 262V263H260ZM12 263L14 264V262L12 261ZM21 263V264H22ZM52 263V262H51ZM50 263V264H51ZM116 263V262H115ZM117 263V264H118ZM124 263V262H123ZM128 263V262H127ZM175 263V264H176ZM177 263V264H178ZM212 263V262H211ZM219 263V262H218ZM223 263V262H222ZM226 263V262H225ZM248 263V262H247ZM251 263V262H250ZM53 264V263H52ZM112 264H114V263H112ZM163 264V263H162ZM170 264V263H169ZM217 264V263H216ZM221 264V263H220ZM260 264H263V263H260Z\"/></svg>",
	"mask_w": 264,
	"mask_h": 264
},
{
	"label": "clouds",
	"instance_id": "obj_3",
	"mask_svg": "<svg viewBox=\"0 0 264 264\" xmlns=\"http://www.w3.org/2000/svg\"><path fill=\"white\" fill-rule=\"evenodd\" d=\"M235 66V61H234V58H233V63L231 64V67H234Z\"/></svg>",
	"mask_w": 264,
	"mask_h": 264
}]
</instances>
